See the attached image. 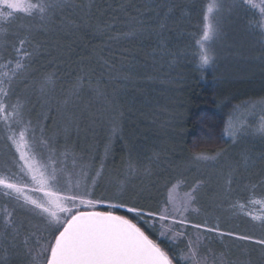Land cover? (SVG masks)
<instances>
[{"label": "rangeland", "instance_id": "rangeland-1", "mask_svg": "<svg viewBox=\"0 0 264 264\" xmlns=\"http://www.w3.org/2000/svg\"><path fill=\"white\" fill-rule=\"evenodd\" d=\"M135 1L132 5L134 9H129V14L137 30H140L154 16L157 19L159 14L149 7L150 0L142 8L138 7V0ZM200 1H204L201 17ZM167 2L173 15L175 11L178 12L180 21L173 20L169 28L163 27V33L167 40L180 37L179 41L186 46L178 54L181 59H169L163 66L152 69L150 75L144 71L150 72L154 61L152 58L146 59L139 68V64L131 62L124 70L121 69L116 77L120 85L114 92V107L104 104L102 116L100 114L96 122L88 121L86 152L84 148L82 152L73 150L68 137L70 124L65 121L59 129L52 128L47 122H31L25 135L28 142L25 151L34 166L46 176H51L55 169L56 179H49V187L45 191L71 195L87 188L91 193L88 198L105 201L97 204L96 208L107 207L108 201L118 203L120 200L154 211H159L166 203L169 208L182 207L193 187L198 184L194 193L196 200L185 213L188 220L195 224L207 221L209 227L219 225L222 232L233 235L221 236L215 232L207 233L204 229L198 232L190 225L173 226L168 221L165 223L171 227L170 233L185 232L193 242L198 240L197 251L206 264H264V246L255 243L264 239V205L252 203L254 200L264 201V135L257 131L264 123V97L229 106L224 127L231 118L240 131L235 138L224 136L227 144L215 159L197 161L182 144L184 100L192 73L194 75L199 68V71H212L214 75L219 72L218 67L227 69L228 62L235 65L232 73L239 63L252 61L263 67L264 55L257 50L259 41L250 33L249 25L240 27L238 34L235 31L232 33L234 25L232 21L227 22L226 16L232 0H220L223 6L219 13L222 35L209 42L214 63L201 69L197 41L202 35L206 5L211 0ZM125 64L121 63V66ZM44 92L55 95V90L46 87ZM149 95L153 96L152 100L144 102L145 105L135 101L137 97L145 100ZM10 98H19L25 116L24 96L13 93ZM53 99L59 100L57 96ZM53 99L47 103L53 109L62 105ZM23 121V124L12 125V132L17 137L27 125L24 118ZM12 132L0 125V169L10 170L14 176L10 182L24 187L25 196L45 202L48 198L44 191L36 190L39 186L32 181L31 173L24 167L15 144L8 139ZM1 135L5 141H2ZM12 195L16 197L15 193ZM19 201L32 219L27 223L21 210L22 214L19 213L18 218L12 220L15 229H9L3 223L0 225V263L32 264L33 257L40 251L38 237L45 235L40 210L26 204L23 197ZM236 204L245 207L243 210L234 208ZM253 216L262 218L254 220ZM23 222L25 228H21ZM19 233H25L20 235L25 236L21 243L16 240ZM239 235H249L253 239L242 241L237 239ZM29 249L32 250L31 254Z\"/></svg>", "mask_w": 264, "mask_h": 264}, {"label": "trees", "instance_id": "trees-1", "mask_svg": "<svg viewBox=\"0 0 264 264\" xmlns=\"http://www.w3.org/2000/svg\"><path fill=\"white\" fill-rule=\"evenodd\" d=\"M148 1L138 0V7L142 8L141 6L146 5ZM32 2L35 3L36 0ZM135 2V0H68V6L53 9L50 19L45 22H41L38 17H28L24 12L14 13V17L0 19V30L9 33L7 37L9 49L6 52L1 49L0 64L8 65V61L11 60V68H15V60L20 58L11 45L16 44L18 47L17 35L27 34L25 29L28 26L32 28L31 44L26 45V48L33 55L30 59L22 58L26 68L13 79L11 87L5 84L8 96L1 98L5 100L6 105L22 104L18 101L19 98H10L13 93H18L20 97L24 96L23 118L26 124L27 120L33 124L47 122L52 128L59 129L64 121L68 122L70 124L68 137L71 142L73 140L70 142L73 150L82 152L84 148L86 152L88 121L96 122L99 115L102 116L104 104L106 107H114L112 101L115 100L116 87L120 85L116 80L120 70H124L131 62L139 64V68L146 59L152 58L154 61L149 68L150 72L144 71L149 74L152 69L163 66L169 59H181L178 54L186 47L179 41L180 37L175 36L167 40L166 34L163 33V27L169 28L171 23H174L173 20L180 21L177 11L174 15L171 13L167 0L149 1V7L158 12L159 16L157 19L154 16L149 24L146 23L140 30H137V25L129 14V9H134L132 5ZM203 4L204 1L199 2L200 17ZM123 9L124 12H121ZM226 16L227 22L232 21L234 25L232 33L235 31L237 34L241 31L240 27H248L249 21L253 19V14L243 9L229 12ZM250 33L253 32L250 30ZM254 39L259 41L257 50L263 53L260 37L254 34ZM172 55L174 57H171ZM121 63L126 64L121 66ZM238 66L233 73L232 68H235V65L231 62H228L227 69L218 67L219 72H215L214 75L212 71H199V68L194 75L192 73L184 100L182 133V144L189 154L193 150L212 152L225 147L227 140L221 136L229 106L264 97V66L260 67L252 61L239 63ZM0 71L8 72L9 67H4ZM45 77H51L54 84H45ZM81 78L82 85L74 94L73 85ZM42 87L55 90V95H47L44 90L41 91ZM154 90L157 91L155 87ZM55 96L59 100L53 99ZM152 97L149 95L145 100L137 97L135 101L145 105L144 102L149 103ZM49 99L62 105L54 106L56 109H53L50 103L47 104ZM0 125L2 127L1 123ZM1 138L5 141L3 136ZM0 172L10 179L14 177L10 170L0 169ZM4 193L5 191L0 190V225L3 223L5 226L6 219L18 218L21 210L25 213L23 217L26 222L32 219L20 205L19 200ZM5 210L12 215L6 217ZM96 210H109L116 215L133 219L151 239L156 240L169 253L174 259V264H189L186 258L188 235L176 236L173 239L171 238L173 234L169 232L168 236H161L159 223L153 228L151 225L154 221L151 218L138 220L134 213L128 212L124 207L109 209L108 206H103L97 207ZM145 220L148 222L145 223ZM21 228H25L24 222ZM22 234L25 233L17 234L16 240L19 243L25 237L20 236ZM34 244L37 245L35 241Z\"/></svg>", "mask_w": 264, "mask_h": 264}, {"label": "snow or ice", "instance_id": "snow-or-ice-1", "mask_svg": "<svg viewBox=\"0 0 264 264\" xmlns=\"http://www.w3.org/2000/svg\"><path fill=\"white\" fill-rule=\"evenodd\" d=\"M68 6V0H37L32 3L31 0H0V19L14 17L15 12H24L28 17H38L41 22L50 19L53 9H63ZM243 9L253 14V19L249 21L250 30L260 37L261 47L264 48V0H232L228 8L229 12ZM223 10L220 0H211L206 5V11L203 15V31L201 38L197 41L199 45L200 68L204 69L214 63L213 56L210 51L209 42L219 39L222 35L219 13ZM31 26L25 31L27 34L17 35L19 46L12 44L11 47L16 53L15 68H11L12 61H8V65L0 64V69L9 67L8 72L0 71V97H7L8 91L5 90V84L11 87L13 79L26 68V64L22 62V58L30 59L33 53L29 52L26 45L31 44L30 33ZM9 33L0 30V49L7 51L9 43L7 37ZM118 38V37H117ZM264 55V53H262ZM45 84H54L51 77H45ZM82 85V78L73 85V93L77 92ZM44 88H41L43 91ZM23 105L13 104L6 105L5 100L0 98V123H2L10 132H12L13 124H23ZM31 127V121L19 132L17 137L15 132L8 137L16 146V150L20 153V159L24 161V167H27L34 184L39 187L38 191H44L48 198L45 202H38L24 195V187L17 183L10 182V178L0 174V188L5 190L6 196L16 194V199L23 197L26 204H31L34 209L40 210V215L44 220L42 237H38L40 251L33 257L32 264H174V259L166 252L156 240L151 239L146 231L139 226L133 219L127 216L116 215L113 211L96 210V205L105 203L103 200H94L90 191L85 188L82 192H75L71 195H61L57 192L45 191L49 187V179L55 180V169L51 176H46L37 169L31 162L25 149L28 142L25 139L28 128ZM115 127L113 131H115ZM240 129H237L232 119L229 118L228 123L223 129L221 138L224 136L235 138ZM257 131L264 135V123L260 125ZM43 132V129H41ZM223 149H216L212 153L203 151L191 152L193 159L208 160L215 159L216 156L223 152ZM132 167V165H129ZM100 173L97 172V176ZM198 184L193 187L192 192L188 195L187 201L182 207L172 208L165 206L159 211L145 208L139 204L129 205L127 202L120 200L118 203L107 202L108 208L127 207L128 212L134 213L138 220H144L145 217L151 218L154 223L151 225L155 228V224H160V235L168 236L171 232L165 222L170 221L171 225H180L187 227L190 225L192 229H204L207 233H219V235L232 236L233 233H224L220 230L219 225L209 227L207 221L204 224L191 223L186 212L189 211L191 205L195 202V192ZM254 204L264 205V201L254 200ZM70 204L71 206H67ZM86 206L82 209L80 206ZM234 208L244 209V205L236 204ZM63 213V215H60ZM6 217L12 214L5 210ZM254 220L261 219V216H253ZM148 221L145 220V223ZM6 227L15 229L11 219H6ZM18 231V230H17ZM185 232H175L171 238L176 236H185ZM50 237V238H49ZM237 239L242 241H251L253 237L249 235H239ZM197 242L189 239L187 244V256L189 264H206L204 258L199 256L197 251ZM255 243L264 246V239L256 240ZM29 249V254H31Z\"/></svg>", "mask_w": 264, "mask_h": 264}]
</instances>
